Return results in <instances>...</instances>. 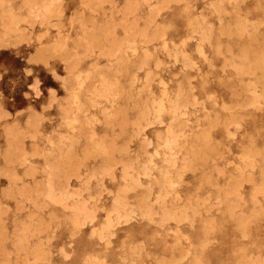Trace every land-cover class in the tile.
<instances>
[{
  "label": "rangeland",
  "instance_id": "rangeland-1",
  "mask_svg": "<svg viewBox=\"0 0 264 264\" xmlns=\"http://www.w3.org/2000/svg\"><path fill=\"white\" fill-rule=\"evenodd\" d=\"M0 264H264V0H0Z\"/></svg>",
  "mask_w": 264,
  "mask_h": 264
},
{
  "label": "bare ground",
  "instance_id": "bare-ground-1",
  "mask_svg": "<svg viewBox=\"0 0 264 264\" xmlns=\"http://www.w3.org/2000/svg\"><path fill=\"white\" fill-rule=\"evenodd\" d=\"M260 71V70H259ZM261 72V71H260ZM167 105V104H166ZM240 112V111H239ZM221 124V123H220ZM222 129V128H221ZM222 143V142H221ZM223 149V148H222ZM260 168V167H259ZM223 194V193H222ZM223 199V198H222ZM221 235V234H220ZM220 237V236H219ZM250 243V242H249ZM239 260V259H238Z\"/></svg>",
  "mask_w": 264,
  "mask_h": 264
}]
</instances>
